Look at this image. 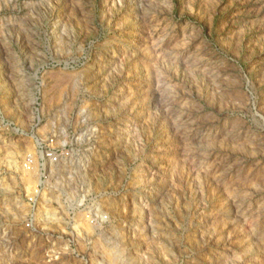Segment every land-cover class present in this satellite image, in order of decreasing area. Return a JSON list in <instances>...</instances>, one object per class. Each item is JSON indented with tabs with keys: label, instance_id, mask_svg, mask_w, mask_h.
I'll return each mask as SVG.
<instances>
[{
	"label": "rangeland",
	"instance_id": "obj_1",
	"mask_svg": "<svg viewBox=\"0 0 264 264\" xmlns=\"http://www.w3.org/2000/svg\"><path fill=\"white\" fill-rule=\"evenodd\" d=\"M0 264H264V0H0Z\"/></svg>",
	"mask_w": 264,
	"mask_h": 264
},
{
	"label": "built area",
	"instance_id": "obj_2",
	"mask_svg": "<svg viewBox=\"0 0 264 264\" xmlns=\"http://www.w3.org/2000/svg\"><path fill=\"white\" fill-rule=\"evenodd\" d=\"M48 142L46 144H38V147L40 146V148H42L41 153H42V160L43 163H45L46 161L52 162V163H58L60 161V153H56L55 147L53 148V146L56 145L55 143V138L54 137H50V139L48 138ZM54 149V150H53ZM40 158V155H39ZM45 174V172L42 173V175Z\"/></svg>",
	"mask_w": 264,
	"mask_h": 264
}]
</instances>
